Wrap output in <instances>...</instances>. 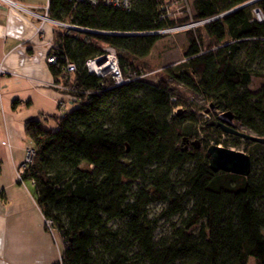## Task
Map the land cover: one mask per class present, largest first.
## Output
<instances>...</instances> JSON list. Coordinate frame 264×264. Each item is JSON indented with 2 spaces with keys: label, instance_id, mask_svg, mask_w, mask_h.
Returning a JSON list of instances; mask_svg holds the SVG:
<instances>
[{
  "label": "trees",
  "instance_id": "trees-1",
  "mask_svg": "<svg viewBox=\"0 0 264 264\" xmlns=\"http://www.w3.org/2000/svg\"><path fill=\"white\" fill-rule=\"evenodd\" d=\"M187 1L188 20L218 18L186 31L184 61L156 83L142 77L116 86L87 61L110 47L125 77L144 75L137 62L162 31L188 20L166 17L165 0H133L128 9L50 0L49 18L80 30H54L50 55L58 60L50 69L66 112L26 122L35 155L23 181L34 184L45 219L64 238L61 264H249L252 257L264 264V144L250 143L248 177L214 173L209 138L197 140L211 109L192 106L179 87L264 138V84L249 88L264 78V21L254 19L253 5L237 8L247 0ZM68 63L75 72L67 73ZM218 116L204 132L222 133L211 125ZM154 202L165 206L150 217ZM175 217L158 236L161 220Z\"/></svg>",
  "mask_w": 264,
  "mask_h": 264
},
{
  "label": "crops",
  "instance_id": "crops-1",
  "mask_svg": "<svg viewBox=\"0 0 264 264\" xmlns=\"http://www.w3.org/2000/svg\"><path fill=\"white\" fill-rule=\"evenodd\" d=\"M41 15L50 0H13ZM16 10L0 0V264H61L64 243L45 227L30 181L18 180L32 142L25 124L64 115L65 95L48 58L56 26ZM66 98V97H65ZM19 101L16 109L13 102ZM64 111V112H63Z\"/></svg>",
  "mask_w": 264,
  "mask_h": 264
},
{
  "label": "rangeland",
  "instance_id": "rangeland-1",
  "mask_svg": "<svg viewBox=\"0 0 264 264\" xmlns=\"http://www.w3.org/2000/svg\"><path fill=\"white\" fill-rule=\"evenodd\" d=\"M183 3H180L177 5V10L187 9ZM191 8V3L189 4ZM189 17L182 15L181 18H179L178 22L182 20H188ZM186 22V21H183ZM199 27V26H198ZM197 27H194L191 30H195ZM87 41L89 39H86ZM207 41V40H206ZM188 46V39L186 35V31H179V32H172L166 34V36L160 40L155 48L152 50L151 54L142 60H139L137 62L138 66L144 70L145 80L150 83H156L158 82L164 75L166 68L172 65H175L179 62L184 61V53ZM110 48V47H108ZM256 69L262 68V63L256 62L253 65ZM264 84V78L261 76H255L252 80V84L249 85V88L251 91H257L260 89V87ZM180 89L186 93L188 96V100L192 104V106H206L208 109H211L210 113L212 114L209 116V114H206L204 117V121L200 126L197 127L198 131V137L197 140L204 141L206 138H209L210 145H221L222 147L233 149L235 151H240L245 154H251L254 150V146L251 145L249 141L240 138L241 140L236 142V139L234 137H230L229 134L222 131V133H219L217 131L211 130L209 133L204 132L205 128V121L209 120L211 117L220 115L222 112L218 109L212 108L209 106L210 100L199 96L194 95L191 92H189L184 86L179 85ZM213 105V104H212ZM179 109H182L181 107ZM214 119V117H213ZM236 129L240 132H243L245 134L249 135H255L251 130L247 129L246 127L240 125L235 120ZM209 135V136H208ZM218 139L219 143L216 144L213 142V140ZM20 182V181H19ZM165 204L161 202H154L149 207V215L150 217H157L161 214V212L164 209ZM180 217H175L171 221L161 220L160 225L161 227L157 231V235L160 236L164 233H167L169 231L171 222H178ZM64 243V242H63ZM249 264H257L255 258H250Z\"/></svg>",
  "mask_w": 264,
  "mask_h": 264
},
{
  "label": "built area",
  "instance_id": "built-area-1",
  "mask_svg": "<svg viewBox=\"0 0 264 264\" xmlns=\"http://www.w3.org/2000/svg\"><path fill=\"white\" fill-rule=\"evenodd\" d=\"M3 1L8 3L10 6H12L13 8H15L18 11H21L23 13H27L29 15H32L34 17L41 19L42 25L38 28L39 32L41 31V29L43 28L45 23H52L56 27L67 28L70 30H77V31L80 30L79 28H77L74 25H69L66 23H60V22H57L55 20L50 19L48 16L49 7L44 8V14L41 15L35 11H32L28 7H25V5H23L22 3H18V2L13 1V0H3ZM69 1H73L75 3L87 2V3L93 4V5H97L99 3H105L107 5L114 6L117 8H122V9H128L129 7H131L132 2H133V0H69ZM262 1H264V0H247L244 4L240 5L237 8L244 7L247 5H253L252 14L254 16V19L259 21V22H263L264 21V9L262 8V6L260 4V2H262ZM180 3H183L184 5H186L185 7L187 8L185 10H182V14H181V10H177V8H178L177 5ZM189 4H190V2H188L187 0H165L164 4L162 5V8L165 11L166 17H172L177 21V20H179V18L182 17V15L190 17V15L192 13V9L190 8ZM216 18H218V16L214 17L210 20H206V21H202V22H194L192 20H188L185 23H181V24L179 23L178 26L167 29V30L162 31V32L168 34V33H172V32L188 31V30L193 29L194 27L201 26L204 23L212 21ZM51 47H53V44H51ZM100 58H105V62L102 65L97 64V59H100ZM57 60H58V58L54 54L50 55L48 58V62L50 64H56ZM86 64H87V67L91 73H94L100 77L110 76L114 85H116V86L130 82L132 79H139V78L145 77V75L136 76L135 74H130L129 77H125L120 66H119V59H118L116 51L114 49L108 48V47L104 49V52L101 55L97 56L94 59L88 60ZM65 69H66L67 73H73L76 71V65L74 63H68L66 65ZM5 74H6V71L3 69L2 64H0V83H1L2 77ZM179 108L176 109V112L179 110ZM34 155H35V151H34L33 147L27 148V154H26L25 161L21 165V167L19 168V171H18V180L21 183L25 182V181H23V174H24L26 168L28 167V165L32 163ZM45 227H46L47 231L52 235L55 242L58 238L57 235H59V237L64 242V238L54 228L51 220L45 219Z\"/></svg>",
  "mask_w": 264,
  "mask_h": 264
},
{
  "label": "water",
  "instance_id": "water-1",
  "mask_svg": "<svg viewBox=\"0 0 264 264\" xmlns=\"http://www.w3.org/2000/svg\"><path fill=\"white\" fill-rule=\"evenodd\" d=\"M104 62L105 58L97 59L98 65H102ZM178 113H181V109L178 110ZM211 125L221 127L222 131L227 134L264 144V138L238 131L235 127L234 115L231 112L220 114L217 121L212 122ZM207 153L210 160L209 167L214 173L225 172L244 177H248L251 173L252 160L248 154L215 144L209 146Z\"/></svg>",
  "mask_w": 264,
  "mask_h": 264
},
{
  "label": "flooded vegetation",
  "instance_id": "flooded-vegetation-1",
  "mask_svg": "<svg viewBox=\"0 0 264 264\" xmlns=\"http://www.w3.org/2000/svg\"><path fill=\"white\" fill-rule=\"evenodd\" d=\"M217 128H220V129H221V127H218V126H217ZM221 130H222V129H221Z\"/></svg>",
  "mask_w": 264,
  "mask_h": 264
}]
</instances>
